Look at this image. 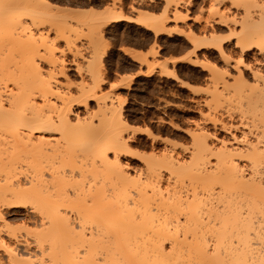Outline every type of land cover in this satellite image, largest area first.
<instances>
[{
	"label": "bare ground",
	"instance_id": "1",
	"mask_svg": "<svg viewBox=\"0 0 264 264\" xmlns=\"http://www.w3.org/2000/svg\"><path fill=\"white\" fill-rule=\"evenodd\" d=\"M185 1L133 21L156 38L170 20L188 25ZM115 2L76 16L49 0H0V264H264V0H208L203 22L233 33L200 23L205 37H186L222 62L193 60L211 69L205 120L216 132L198 126L188 156L173 144L137 170L125 160L134 152L122 106L102 92L100 40L132 21ZM80 28L89 40L78 47ZM88 51L91 77L75 81L68 72L82 73Z\"/></svg>",
	"mask_w": 264,
	"mask_h": 264
},
{
	"label": "rangeland",
	"instance_id": "2",
	"mask_svg": "<svg viewBox=\"0 0 264 264\" xmlns=\"http://www.w3.org/2000/svg\"><path fill=\"white\" fill-rule=\"evenodd\" d=\"M49 1L58 5L60 8H66L65 10L69 8L67 11L74 10L73 12H76V16H78V13H81V11L84 13V11L89 12L95 9L94 11L103 12L106 10L107 6H114L115 0ZM164 1L116 0L115 6L118 5L116 6V9H118L120 4L124 5L122 10L129 18L132 17V21L128 19L125 21L123 20L121 22L112 23V25H109V27L106 29L107 31L105 38L100 40V51H103L104 53H102L103 67L101 69L104 70V74L106 75V82L103 85L102 92L107 96L117 98L116 104L119 105L116 106H122L121 109L123 110V116L125 117L127 123L130 124V128L127 130L128 133H126L128 136H130V139H132L131 143L134 153L130 154V156H127L125 160L131 164L133 170L141 168L144 162L142 158L144 154L158 152L165 149L166 147H172L173 149V144H177V151H179V153L181 152V155L184 157L188 156V147L191 146L192 142V136L190 134L195 131L198 126H205L210 132H216V125L205 120V117L208 113V107L206 106L207 102H205L208 100L206 90L209 86V78H211V76H209L211 75V69L210 67L204 68L201 63L202 61H205L203 60L205 59V56H211L212 58L217 56L214 59L217 61V64L218 62L220 63L218 65H222V62L219 60L215 50L212 51L211 49L201 48L195 51L194 43L192 44V42L188 41L189 39H187V37L189 38L187 35L188 33H194L198 38L205 37V31L202 30L201 24L203 25L207 23L208 25L206 20L205 23L203 22V19L205 16H207V10L205 9L208 6V0H204L203 2L202 0H186L187 2L185 1L186 3L184 4L182 2L181 5L183 8L181 6V15H188V25L179 19V21L170 20L167 22L166 28L167 30L170 28L171 30H168V32L171 33L169 34L166 32L163 33V35L154 38V34L151 33V31L143 28L140 25H137V23L133 20L134 18H137L136 16H138L139 12H147L148 15L151 14L155 16L165 15L166 17ZM112 3L113 5H111ZM122 5H120V8L123 7ZM132 7L133 9H136L133 11ZM202 8L205 10H202L204 14L201 12ZM167 12L170 13H167V16H169L170 19L175 17V14L173 15L174 12L171 10H167ZM201 16L202 18L204 16V18L201 19ZM214 19H212V21L210 20L211 22L209 24L213 25V28L215 25L216 27L213 29L210 25H208L209 27L207 26V29H209H206L208 34L212 30V32L217 30L220 33L219 34L217 32L218 35L229 37L231 31L233 30L231 29L232 27L229 28L227 25L225 26L220 23H216ZM199 28L202 31H200ZM190 29L193 31L189 32ZM81 30L83 29L80 28L79 32H73V36L71 35L76 41L75 44L78 47L87 45L89 40L86 29L84 28L82 32ZM178 30H182L183 32L180 33ZM197 34H199V36ZM159 38L162 39L160 40ZM156 39L157 41H155ZM232 41L233 38H231V41L229 40L228 42L230 43ZM158 43L159 45L161 44L160 51H162L161 55H159V57L156 56L155 58V56L152 57L151 53L153 47H156L155 44ZM59 46L61 48L64 47V42H59ZM125 47H132L136 49L138 54V58L135 59L136 61L131 55L125 53L123 50ZM199 53V56L201 57L196 55ZM86 56L89 57L85 58ZM91 56L92 53L88 51L86 52L85 57L79 58L83 69L81 74L83 75L78 74L73 69L71 71L69 70L68 74L73 80L79 81V79L82 77L86 79L91 77V71L89 70V67H91L89 64V60H92V58H90ZM145 57H148L150 65L142 61V59ZM174 58H177L176 60H178L176 63L173 62ZM67 59H72V55L68 54ZM198 59H201L202 61L201 63L195 65L193 60ZM162 63H166L169 70H174L179 76V79L176 80L172 77H169V75L167 76L162 74L160 66ZM230 71L235 73L233 72V69ZM80 76L82 77L80 78ZM61 79H63V77H61ZM180 79L192 84L198 89V92H194L193 89L191 90L188 87H183L181 85ZM128 81L129 83L131 82L129 85L130 87L127 86ZM251 83H254L253 79ZM132 126H139V128L142 127L143 129L149 128L152 134L150 135L144 132L138 133V130L131 128ZM219 132L221 136L229 137L230 135L226 131Z\"/></svg>",
	"mask_w": 264,
	"mask_h": 264
}]
</instances>
